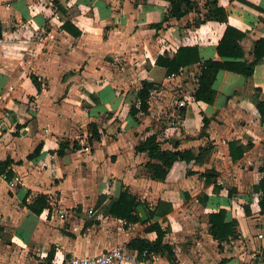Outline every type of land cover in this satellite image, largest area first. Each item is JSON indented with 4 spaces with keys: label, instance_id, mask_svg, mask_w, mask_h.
Instances as JSON below:
<instances>
[{
    "label": "crops",
    "instance_id": "obj_1",
    "mask_svg": "<svg viewBox=\"0 0 264 264\" xmlns=\"http://www.w3.org/2000/svg\"><path fill=\"white\" fill-rule=\"evenodd\" d=\"M195 1L203 10L207 0ZM218 4L227 23L214 43L198 46L200 59H220L215 42L229 25L245 34L240 45L252 60L256 40L264 38V0ZM166 10L165 0H0V161H22L8 167L16 186L0 182V264H56L132 238L153 240L141 221L107 213L123 189L143 203L147 217L159 201L172 208L152 221L166 230L173 259L157 255L153 264H264V214L253 190L262 177L264 123L251 98L264 100V57L250 77L219 70L214 101L195 100L198 64L167 76L157 59L196 45L197 34L209 27H191L202 16L194 11L153 27ZM66 20L80 36L62 29ZM142 80L155 87L148 111L135 120L129 108L138 103ZM91 122L101 137L88 152L83 146ZM151 134L161 149L206 153L198 163L175 161L165 180L153 179L146 153L134 151ZM62 139L81 147L57 156L53 150ZM40 141L41 153L26 159ZM230 141L249 146L235 162ZM41 194L49 206L37 215L27 204ZM220 209L225 221L237 222L235 236L221 243L208 222Z\"/></svg>",
    "mask_w": 264,
    "mask_h": 264
},
{
    "label": "trees",
    "instance_id": "obj_2",
    "mask_svg": "<svg viewBox=\"0 0 264 264\" xmlns=\"http://www.w3.org/2000/svg\"><path fill=\"white\" fill-rule=\"evenodd\" d=\"M166 12L162 15V22L159 24H153V27H161L162 23L170 18L179 19L189 12H196L198 15L202 13V16L195 18L191 27L198 29L201 25L207 24L209 30L206 33H198V42L194 46H180L175 54L171 57L160 56L157 59V63L166 69V75L170 76L177 73L180 67L198 64L197 83L198 86L193 92V98L195 100H201L206 103H212L215 98V90L212 88L216 73L219 70L233 71L244 77H250L253 73L254 66L259 63L264 57V38L256 40L252 56L253 59L248 61L244 58V51L240 45V40L244 37V33L227 25L223 32L222 37L216 44V51L220 59L213 60H201L199 56L198 46L202 43H214L218 27L221 23H227V12L218 4V0L205 1L203 10L199 8L198 3L195 0H165ZM62 29L68 32L73 37L80 36L81 32L77 29L69 20H66L62 24ZM30 79L34 86L40 91V83L34 75H30ZM155 84L147 80L140 82V87L136 92L137 104H133L129 108V114L135 120L140 113H146L149 108L150 92L154 89ZM253 103L261 117L262 123H264V100L259 99L257 94L251 96ZM184 109H181V112ZM209 119L204 118V127L207 125ZM89 135L84 140V145H92L93 142L99 141L101 134L97 125L93 122L88 124ZM43 141H40L36 147L30 152L26 159H33L38 156L43 148ZM80 144L77 141H69L62 139L57 142L56 148L53 150L57 156H64L67 151H75L80 149ZM229 153L233 162L237 161L243 156V153L249 148L236 141L228 142ZM136 153H146L149 161L145 163L146 169L151 173V177L156 180H165L169 170L175 161H185L189 163L193 161L198 163L201 161V157L206 153L205 149H200L197 156L192 154L191 150H164L161 149L160 143L157 140L156 134L147 136L144 140L140 141L135 147ZM11 163L21 164V160L13 161L10 157H6L0 161V173L7 170L8 178L14 176V172L9 169ZM8 168V169H7ZM259 171L262 173V177L259 182L253 187L254 192L260 194L258 204L260 207V213L264 214V161L259 167ZM206 177H211L209 172L205 173ZM140 201L133 195L128 193L126 189L119 192L116 199H113L107 208V213L116 217L125 219L127 222H140L139 214L136 211V207L141 205ZM161 205H166V209H161ZM47 197L43 194L38 195L35 199L27 204L30 211L35 214H40L44 209L48 208ZM171 206L167 203L159 201L154 210L147 211L148 218L142 222L144 224V232L155 233L153 240L146 238H132L127 246L131 249H135L138 253L146 251L155 255L165 256L168 260L173 259L172 247L164 241L166 230H164L159 221L154 218L161 215H165L171 210ZM244 211L249 213V206L244 207ZM162 213V214H161ZM164 213V214H163ZM209 233L212 238L219 243L228 240L230 237H234V228L237 224L236 220L225 221V211L223 209L218 210L216 213H210L208 215ZM222 259L219 264H222Z\"/></svg>",
    "mask_w": 264,
    "mask_h": 264
},
{
    "label": "built area",
    "instance_id": "obj_3",
    "mask_svg": "<svg viewBox=\"0 0 264 264\" xmlns=\"http://www.w3.org/2000/svg\"><path fill=\"white\" fill-rule=\"evenodd\" d=\"M183 103H179V107ZM89 145H84L83 150L89 152ZM7 170L0 173V182L8 183L10 188L16 186L18 178H8ZM261 238L262 234H258ZM157 255L129 248L125 244H119L115 247L102 250L94 255L77 256L71 255L67 259L56 264H153Z\"/></svg>",
    "mask_w": 264,
    "mask_h": 264
},
{
    "label": "water",
    "instance_id": "obj_4",
    "mask_svg": "<svg viewBox=\"0 0 264 264\" xmlns=\"http://www.w3.org/2000/svg\"><path fill=\"white\" fill-rule=\"evenodd\" d=\"M136 211L138 212V214H139V218H140V220H141L142 222H144V221L147 220L148 217H147L146 212H145V210H144V208H143L142 205H138V206L136 207Z\"/></svg>",
    "mask_w": 264,
    "mask_h": 264
},
{
    "label": "rangeland",
    "instance_id": "obj_5",
    "mask_svg": "<svg viewBox=\"0 0 264 264\" xmlns=\"http://www.w3.org/2000/svg\"><path fill=\"white\" fill-rule=\"evenodd\" d=\"M234 263V262H231V264Z\"/></svg>",
    "mask_w": 264,
    "mask_h": 264
}]
</instances>
